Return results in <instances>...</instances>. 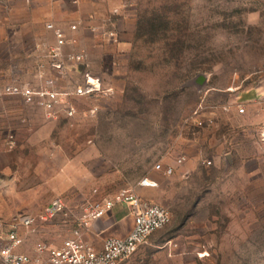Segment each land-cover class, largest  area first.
I'll use <instances>...</instances> for the list:
<instances>
[{"label": "rangeland", "instance_id": "374dc122", "mask_svg": "<svg viewBox=\"0 0 264 264\" xmlns=\"http://www.w3.org/2000/svg\"><path fill=\"white\" fill-rule=\"evenodd\" d=\"M103 2L98 25L118 31L120 43L99 35L69 45L87 50L89 66L69 65L59 85L72 90L89 71L109 95L70 97L71 117L0 97V243L13 216L63 197V213L36 233L22 230L26 251L58 245L88 200L128 188L172 218L125 264H264V135L248 120L251 109L264 119V0ZM61 3L49 11L63 17L45 28L97 25ZM36 42L28 33L0 48V83L37 86L40 71L57 75ZM181 155L172 175L156 169ZM147 177L158 186H140Z\"/></svg>", "mask_w": 264, "mask_h": 264}, {"label": "built area", "instance_id": "2783aa9c", "mask_svg": "<svg viewBox=\"0 0 264 264\" xmlns=\"http://www.w3.org/2000/svg\"><path fill=\"white\" fill-rule=\"evenodd\" d=\"M117 12V10H114ZM78 24L71 25V31H78ZM46 28L53 32L54 43L47 46L40 43L38 49H45V58L49 65L57 71L55 76H47L40 71L41 83L37 86H18L12 83H0V97L5 95H19L30 104H37L48 112L64 111L68 116H74L76 107L72 104L73 96H93L96 94L109 95L112 89L104 87L103 82L91 72H86L84 82L73 87L72 90L60 89L59 81L64 76L69 65L78 69L89 66V55L86 49L66 52L65 49L77 43V38L69 36L65 28L54 23L46 24ZM93 34L103 35L113 44L120 43L119 32L114 29L102 30L99 25L90 27ZM47 48V49H46ZM42 65V64H41ZM241 113L245 112L242 107ZM187 160L186 155L176 159L175 165L167 167L157 164L156 169L162 170L165 175H172L176 165H182ZM211 162L209 161L208 164ZM142 187H156L158 182L151 178H144L140 182ZM122 205L133 219V227L124 236H107L101 246H96L86 238L92 225L113 212L116 205ZM63 197H57L43 207L41 212L18 214L10 222V230L0 243V258L5 264H125L158 230L164 228L172 218L171 211L160 204L151 202L132 189L123 188L112 198L90 199L84 207V214L79 218L78 228L74 235L64 239L58 245L40 242L35 245L34 252L24 250L25 238L22 230L36 233L40 226L50 222L67 208Z\"/></svg>", "mask_w": 264, "mask_h": 264}, {"label": "crops", "instance_id": "0c3cea01", "mask_svg": "<svg viewBox=\"0 0 264 264\" xmlns=\"http://www.w3.org/2000/svg\"><path fill=\"white\" fill-rule=\"evenodd\" d=\"M13 1H17V3L14 4ZM62 1L66 0H55L59 5L62 4ZM71 2L74 5V9L68 15L77 18L81 16L86 19L93 15L95 24L101 23L100 9L103 7V0H71ZM53 3L54 0H0V48L9 46V43L17 42L21 44V42L25 41L28 33L37 41V47L46 37H50L53 41L55 38L53 32L46 29L43 23L58 21L64 15L63 13L60 15L49 11ZM67 8L68 10L71 9L70 7ZM66 32L69 36L77 38L81 43H95V37L99 36L86 28H82L77 32H71L70 30H66ZM256 115L257 112H254L253 109L249 111V123L260 125V131L264 135V119L257 118ZM117 206L120 208L118 211L123 214L120 218H118L117 214H114V209ZM115 208L105 218L95 222L90 232L86 234V238L96 246H101L107 236H124L132 229L133 219L128 215L127 210L120 204L116 205ZM103 225L105 226L102 227ZM36 244L32 246L31 254H35L34 248Z\"/></svg>", "mask_w": 264, "mask_h": 264}]
</instances>
